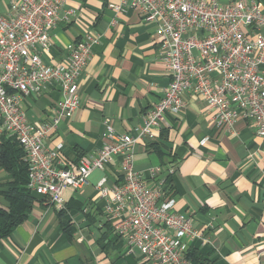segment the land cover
<instances>
[{
    "label": "crops",
    "instance_id": "0c3cea01",
    "mask_svg": "<svg viewBox=\"0 0 264 264\" xmlns=\"http://www.w3.org/2000/svg\"><path fill=\"white\" fill-rule=\"evenodd\" d=\"M10 1L0 0V14L8 12ZM118 1L65 0L50 33L46 56L53 64L83 33L96 38L79 79L80 105L45 141L49 147L62 145L63 160L73 169L108 141L104 121L118 133L135 134L169 81L158 59L156 25L142 22L135 9L112 8ZM257 1L264 8V0ZM59 98L53 86L40 96L23 97L27 120L47 119ZM183 103L178 113L166 115L161 134L136 142L133 168L150 182V169L162 167L173 208L191 217L201 237L188 249L210 252L217 264H264V138L255 134L249 119H237L229 128L218 126L200 95L187 91ZM9 137L0 132V142ZM110 159L104 170L89 172L81 189L63 191V209L31 192L28 215L0 239V264H149L137 250L127 253L103 213L96 183L103 177L109 187L123 182L117 169L120 156ZM9 180L0 168L2 208L7 206L3 191Z\"/></svg>",
    "mask_w": 264,
    "mask_h": 264
},
{
    "label": "built area",
    "instance_id": "2783aa9c",
    "mask_svg": "<svg viewBox=\"0 0 264 264\" xmlns=\"http://www.w3.org/2000/svg\"><path fill=\"white\" fill-rule=\"evenodd\" d=\"M64 2L11 0L8 12L0 14V132L14 137L24 151L27 188L63 209L66 188L81 189L91 170H104L118 155L123 182L109 187L103 177L95 185L114 234L128 254L137 250L149 264H191L188 247L200 234L189 215L173 208L162 167L150 169V182L133 168V147L139 139L157 136L166 115L181 110L187 91L202 96L218 126L249 119L264 138V8L257 0H119L111 5L118 11L135 9L142 22L156 25L158 59L169 81L135 134L118 133L104 121L108 141L73 169L63 160L62 145L49 147L45 141L80 105L79 79L96 38L83 33L61 61L49 62L46 49ZM70 16L66 11L64 17ZM50 86L60 98L48 118L28 121L23 97L40 96Z\"/></svg>",
    "mask_w": 264,
    "mask_h": 264
},
{
    "label": "trees",
    "instance_id": "16d2710c",
    "mask_svg": "<svg viewBox=\"0 0 264 264\" xmlns=\"http://www.w3.org/2000/svg\"><path fill=\"white\" fill-rule=\"evenodd\" d=\"M161 132L162 129L160 134ZM0 168L5 169L10 175V180L5 185L6 190L3 191L7 206L0 207V239H2L9 236L26 218L34 200L31 191L27 188L28 169L24 151L12 136L0 142ZM165 182L168 195L171 187L167 177ZM210 256V252H201L195 248H189L187 251L191 264H217Z\"/></svg>",
    "mask_w": 264,
    "mask_h": 264
}]
</instances>
